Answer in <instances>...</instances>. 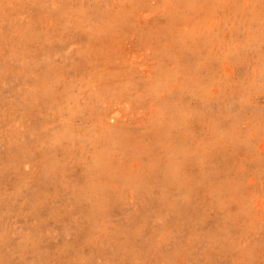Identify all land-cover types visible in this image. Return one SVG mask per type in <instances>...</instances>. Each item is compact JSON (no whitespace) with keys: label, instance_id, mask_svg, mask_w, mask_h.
Returning <instances> with one entry per match:
<instances>
[{"label":"rangeland","instance_id":"1","mask_svg":"<svg viewBox=\"0 0 264 264\" xmlns=\"http://www.w3.org/2000/svg\"><path fill=\"white\" fill-rule=\"evenodd\" d=\"M0 264H264V0H0Z\"/></svg>","mask_w":264,"mask_h":264}]
</instances>
